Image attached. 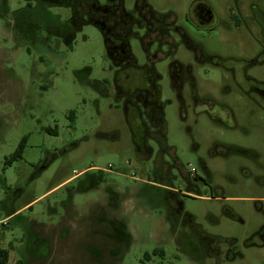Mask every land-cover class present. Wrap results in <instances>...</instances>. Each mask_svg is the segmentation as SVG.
<instances>
[{
  "label": "rangeland",
  "instance_id": "1",
  "mask_svg": "<svg viewBox=\"0 0 264 264\" xmlns=\"http://www.w3.org/2000/svg\"><path fill=\"white\" fill-rule=\"evenodd\" d=\"M58 1L0 0V202L10 199L6 207L17 211L0 227L7 264H264L257 236L264 233V49L248 0H146L173 22L168 40L143 48L145 27L132 29L136 64L151 62L160 76L166 145L176 159L153 140L150 157L138 155L139 119L117 95L118 69L100 29L87 21L67 45L50 24V14L61 22L72 16ZM122 1L135 14V0ZM197 2L212 12L208 28L189 19L195 23ZM241 12L249 19L238 25ZM119 79L129 89L143 84L133 70ZM24 136L21 158L5 165ZM161 161L184 210L225 240L217 257L191 258L180 236L186 229L173 231L165 209L140 193L157 185ZM100 173L97 186L81 190ZM99 215L123 222L131 236L117 260Z\"/></svg>",
  "mask_w": 264,
  "mask_h": 264
},
{
  "label": "trees",
  "instance_id": "2",
  "mask_svg": "<svg viewBox=\"0 0 264 264\" xmlns=\"http://www.w3.org/2000/svg\"><path fill=\"white\" fill-rule=\"evenodd\" d=\"M109 0L107 5H100L97 0H62L58 1L59 5L70 7L72 16L69 20L61 22L58 17L50 14V24L55 25L58 29L56 34L64 39L67 45L75 37V33L88 21L98 27L102 33L105 48L108 57L117 67L115 87L117 95L125 99V110L133 109L139 119V125L142 129L141 139L135 142V149L139 156L145 155L150 157L152 150L146 145L147 140H153L158 146V152L161 154L171 153L174 159L172 148L166 145L165 138V121L163 114V106L159 100L160 76L156 73L153 65L138 66L133 57L130 47L129 38L132 34L131 26L136 22L133 15L127 12L123 7L122 0ZM111 3H116L111 5ZM135 8L139 11H146L152 15H159L154 12L146 3V0H135ZM87 18V20H85ZM167 18V17H165ZM115 21L118 27V34L113 37L111 32V22ZM133 70L141 74L143 84L135 86L131 89L125 88L120 82V75ZM72 115V114H71ZM142 117H145L146 123ZM27 137L21 138L14 152L5 158V165H11L12 162L21 158ZM103 175L100 173L97 177H92L88 185L81 190L97 186ZM153 179L157 185L144 184L140 193L145 195L151 203L156 206H162L165 209V217L167 223L173 231L178 228L186 229L182 231L181 241L185 246V251L194 260L202 261L205 257H217L219 255L218 245L225 241L224 239L206 234L195 222V217L183 208L181 193L175 192L172 187L174 176L170 173V166L166 162H157L154 168ZM111 200L117 197L110 193ZM7 199L0 202V209L5 212V218L8 220L15 217L16 210L8 209ZM97 220L107 227V238L112 241V249L110 254L115 256V260L119 259L122 252L128 249L131 243V236L127 231L126 225L116 219H109L103 215H99ZM36 242V241H35ZM38 243V240L37 242ZM38 245H45L44 240ZM10 250L2 248L0 245V264H7ZM100 254L97 250H94ZM155 252V251H154ZM36 257L37 254H36ZM19 264H21L19 262Z\"/></svg>",
  "mask_w": 264,
  "mask_h": 264
},
{
  "label": "flooded vegetation",
  "instance_id": "3",
  "mask_svg": "<svg viewBox=\"0 0 264 264\" xmlns=\"http://www.w3.org/2000/svg\"><path fill=\"white\" fill-rule=\"evenodd\" d=\"M114 1L115 0H113L112 2H114ZM235 1L238 3L240 0H235ZM114 4H116V3H111V5H114ZM248 8L250 11V18L260 28L261 37H262V45H263V49H264V29H263V25H262V24H264V3L261 0H248ZM191 12H192L193 17L195 19V23L190 18V15H189V19L196 27L208 28L209 26H211V23L213 20V15H212V12L208 6H206L203 3L197 2V3L192 5ZM132 15L135 18L136 22L131 26V30L136 25L138 27H142V26L145 27V34L141 38V43H142L143 48L148 47L153 41L158 40L159 43H166L167 42V40H168V29L173 24L172 21L171 22L168 21L167 18H165L161 15H152V14L147 13L146 11H139L136 8H135V14H132ZM240 15H241V21L240 22L235 21V23H237L238 25H240V23H244V24L248 23L247 20L249 18L247 17V15H244L242 12ZM258 18L261 21H259ZM116 26L117 25H116L115 21H112L111 22V32L113 34V37H115V35L118 34L119 29ZM172 46H173V44H171V47ZM263 53H264V51H263ZM255 63H257V61H251L249 63V65H253ZM175 65L177 66V68H183V66L181 64H178V63H174V68L176 67ZM178 73L174 70L171 71L172 81H173V84H175V85H178L177 81L180 80V76ZM188 79L191 80L192 77L190 75H188ZM257 236L259 238H261L262 240H264V233L262 232V230H260V232L257 234Z\"/></svg>",
  "mask_w": 264,
  "mask_h": 264
},
{
  "label": "built area",
  "instance_id": "4",
  "mask_svg": "<svg viewBox=\"0 0 264 264\" xmlns=\"http://www.w3.org/2000/svg\"><path fill=\"white\" fill-rule=\"evenodd\" d=\"M103 171H107L108 172L109 170H103ZM7 221H8V218L1 219L0 220V227L3 226V225H6Z\"/></svg>",
  "mask_w": 264,
  "mask_h": 264
}]
</instances>
